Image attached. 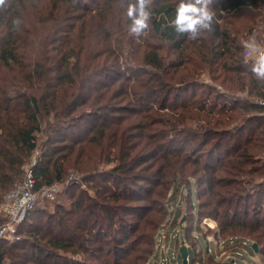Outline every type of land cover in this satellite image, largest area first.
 <instances>
[{"label":"trees","instance_id":"obj_1","mask_svg":"<svg viewBox=\"0 0 264 264\" xmlns=\"http://www.w3.org/2000/svg\"><path fill=\"white\" fill-rule=\"evenodd\" d=\"M128 3L0 5V203L28 168L35 190L63 184L69 197L54 210L37 201L20 236L0 239V264H159L170 194L191 179L198 219L251 252L256 242L264 264V80L251 71L264 0H212V31L196 40L168 26L179 0H152L137 40Z\"/></svg>","mask_w":264,"mask_h":264},{"label":"rangeland","instance_id":"obj_2","mask_svg":"<svg viewBox=\"0 0 264 264\" xmlns=\"http://www.w3.org/2000/svg\"><path fill=\"white\" fill-rule=\"evenodd\" d=\"M87 2H90V0H86ZM247 44H251L250 42H246L245 41V46L246 48H248ZM253 51L251 54H254L256 51H258V49H260V47L258 45H252L250 47ZM259 52V51H258ZM257 52V53H258ZM246 53V52H245ZM250 54V55H251ZM247 55V53H246ZM40 154L39 151H36L34 153V156L32 158L33 162L36 160V158L38 157V155ZM78 173V172H76ZM78 176V178L80 179L82 177V173H78V175H73L71 177H75ZM76 178V177H75ZM261 180H264V178H262ZM93 181H83L82 186H84V188L88 189L89 192L93 193L94 190L91 188V183ZM59 189L57 190V192L53 195L50 196L48 194V191L45 190V188L38 190V194H39V198H38V204L36 206L37 210H54L57 207L58 202H63V203H67L69 202V197H67V195H65V193L62 191L63 190V184H59ZM179 188V189H178ZM190 194L191 198H192V206H193V212H194V219L191 222V225L196 226V223L198 222V197H197V189H196V181L195 179H191L189 181V183L183 184L181 187L177 186L175 189L172 190L171 194H170V200H169V206L172 209L173 214L171 215V218L173 216V218L175 219V221H177V225L174 226L173 230L170 232V237L165 240V242L160 243L159 240V234L161 233V231L168 229L167 225L168 223H165L163 225V227L160 230V233L157 235V246H156V252L155 254H160V248H162V255L165 258H168L171 262V264H181L182 262V257L179 253V249L181 244L179 243V240H177V233L178 230L180 228V225H183L184 231H185V226H189L190 223L189 221L192 218V215L187 214L188 209L187 210H182V208L186 207V203H185V198L186 196ZM254 200V199H253ZM41 212H38L36 214H40ZM124 217L129 218V219H133V217H131L132 215L129 213H125L123 214ZM184 219V220H183ZM169 227L171 228V224L169 223ZM24 226V225H23ZM27 225H25L24 227H27ZM19 229V228H18ZM191 231V230H190ZM187 232V231H186ZM205 234H210V235H214L215 233L212 230H207L204 227H200L198 225V229L194 228L192 230V235L193 237H191V235L189 236V239H187V241L185 242L187 244V246H189V254H190V259L191 261L194 259V263L190 261L189 264H223V262L225 260H229L233 258V256H235V260L237 262V264H258V260L261 259V255L260 253L257 252H251L250 250L246 249L245 247H239L241 245L240 242L236 241L235 238H233V242H229V245H226L225 250L224 251H219L223 246H218L217 241L215 238H211L210 239V248L212 253H214L215 255H217L218 251H219V256H212V255H207L205 257H202L201 252L199 251L200 249L204 250V252H206L208 250V240L207 237L204 235ZM20 231L16 232V236H20ZM188 234V232H187ZM225 240L227 237L229 236H222ZM232 238V236H230ZM229 237V239H231ZM197 240V242H196ZM249 240V239H248ZM250 241V240H249ZM7 243H10L11 241L8 240L6 241ZM251 242V241H250ZM156 255L157 257L155 258V260L157 261V263H162V259ZM195 257V258H194ZM177 259V260H176ZM153 260V259H152ZM263 263V260H261Z\"/></svg>","mask_w":264,"mask_h":264},{"label":"built area","instance_id":"obj_3","mask_svg":"<svg viewBox=\"0 0 264 264\" xmlns=\"http://www.w3.org/2000/svg\"><path fill=\"white\" fill-rule=\"evenodd\" d=\"M248 48H246L247 55H250L252 53L251 44H247ZM78 178V176H75ZM36 185V179L34 176V173L32 169L28 168L25 178L23 181L19 182L7 195L4 202L0 203V214H2L6 218V222L3 225H0V239H6L10 241H14L19 236H16V232L18 231V227L21 222H23L27 216V213L29 210H31L37 203L39 194L38 191L35 190ZM59 184H55L50 187H46L45 190L48 191V194L50 196H53L57 190L59 189ZM187 210V206L182 208V210ZM173 216L169 220V223L171 224V228L169 227V223L167 225L168 229H165L161 231L159 234V242H165L170 237V232L173 230L174 226L177 225V221L175 225L172 226L173 223ZM198 225L200 227H204L207 230H212L213 232L217 229V223L216 221L211 217H203L201 219H198V222L196 223V226L194 228L198 229ZM185 231L183 228V225H180V228L177 233V240H179V243L181 244V241L184 240ZM207 237L209 247L206 252L204 250L200 249L199 251L202 254V257H205L207 255L214 256V253H212L210 248V239L215 238L217 241L218 246H223L219 251H224L225 247L227 245L226 240L222 237L221 234H204ZM231 238L230 242H233ZM185 241V240H184ZM248 240L242 241V244L239 247H244L247 244ZM189 247V246H188ZM162 248H160L161 253L159 254V257L162 259V263H170V260L168 258L163 257L162 255ZM218 251V253H219ZM179 253V252H177ZM217 253L216 256H219ZM180 254V253H179ZM195 258V257H194ZM235 256H233L232 260L229 259L227 261H230L231 264H237L236 260L234 259ZM177 260V259H176ZM189 263L191 261L190 254L188 256ZM258 264H263L261 260H258ZM194 262V259L191 261Z\"/></svg>","mask_w":264,"mask_h":264},{"label":"clouds","instance_id":"obj_4","mask_svg":"<svg viewBox=\"0 0 264 264\" xmlns=\"http://www.w3.org/2000/svg\"><path fill=\"white\" fill-rule=\"evenodd\" d=\"M152 0H135V3H128L127 18L130 23L127 30L130 36L139 40L150 27L152 12L150 5ZM4 0H0V5ZM212 0H179L175 9V18L169 21L178 34L187 33V37L196 40L202 31L211 32L215 13L211 8ZM18 24V21H13ZM252 73L257 79L264 80V55H261L251 67Z\"/></svg>","mask_w":264,"mask_h":264},{"label":"water","instance_id":"obj_5","mask_svg":"<svg viewBox=\"0 0 264 264\" xmlns=\"http://www.w3.org/2000/svg\"><path fill=\"white\" fill-rule=\"evenodd\" d=\"M252 247H253L255 252H257V253L260 252L259 246H258V244L256 242L252 243ZM179 253H180L181 257H182L181 264H189V260H188L189 248H188V246H187V244L185 243L184 240L181 241V246H180V249H179Z\"/></svg>","mask_w":264,"mask_h":264},{"label":"crops","instance_id":"obj_6","mask_svg":"<svg viewBox=\"0 0 264 264\" xmlns=\"http://www.w3.org/2000/svg\"><path fill=\"white\" fill-rule=\"evenodd\" d=\"M214 256H215V254H214ZM261 260V259H260Z\"/></svg>","mask_w":264,"mask_h":264}]
</instances>
